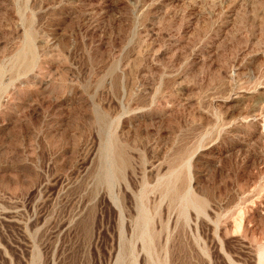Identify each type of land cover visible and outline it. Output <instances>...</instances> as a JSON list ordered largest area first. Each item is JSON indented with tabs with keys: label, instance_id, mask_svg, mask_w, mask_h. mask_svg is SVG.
I'll list each match as a JSON object with an SVG mask.
<instances>
[{
	"label": "rangeland",
	"instance_id": "1",
	"mask_svg": "<svg viewBox=\"0 0 264 264\" xmlns=\"http://www.w3.org/2000/svg\"><path fill=\"white\" fill-rule=\"evenodd\" d=\"M0 264H264V0H0Z\"/></svg>",
	"mask_w": 264,
	"mask_h": 264
},
{
	"label": "bare ground",
	"instance_id": "2",
	"mask_svg": "<svg viewBox=\"0 0 264 264\" xmlns=\"http://www.w3.org/2000/svg\"><path fill=\"white\" fill-rule=\"evenodd\" d=\"M263 131V130H262Z\"/></svg>",
	"mask_w": 264,
	"mask_h": 264
}]
</instances>
